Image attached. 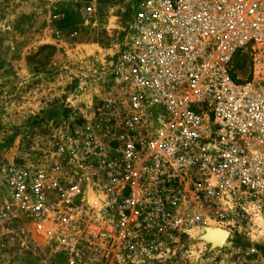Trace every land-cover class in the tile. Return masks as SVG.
I'll list each match as a JSON object with an SVG mask.
<instances>
[{
    "label": "built area",
    "instance_id": "1",
    "mask_svg": "<svg viewBox=\"0 0 264 264\" xmlns=\"http://www.w3.org/2000/svg\"><path fill=\"white\" fill-rule=\"evenodd\" d=\"M128 1L109 94L5 172L12 205L69 264H147L206 229L264 240V0Z\"/></svg>",
    "mask_w": 264,
    "mask_h": 264
},
{
    "label": "rangeland",
    "instance_id": "2",
    "mask_svg": "<svg viewBox=\"0 0 264 264\" xmlns=\"http://www.w3.org/2000/svg\"><path fill=\"white\" fill-rule=\"evenodd\" d=\"M131 19L128 0H0V264H69L12 205L5 172L44 159L62 127L80 125L107 97ZM215 231L170 238L147 264H264L258 231L223 245L207 239ZM115 253L85 248L75 264H132Z\"/></svg>",
    "mask_w": 264,
    "mask_h": 264
},
{
    "label": "bare ground",
    "instance_id": "3",
    "mask_svg": "<svg viewBox=\"0 0 264 264\" xmlns=\"http://www.w3.org/2000/svg\"><path fill=\"white\" fill-rule=\"evenodd\" d=\"M226 238H227V232L220 230V231L210 232L209 237L207 239L212 243H214L215 245H223L226 241Z\"/></svg>",
    "mask_w": 264,
    "mask_h": 264
},
{
    "label": "clouds",
    "instance_id": "4",
    "mask_svg": "<svg viewBox=\"0 0 264 264\" xmlns=\"http://www.w3.org/2000/svg\"><path fill=\"white\" fill-rule=\"evenodd\" d=\"M256 222H259V218L257 217V221Z\"/></svg>",
    "mask_w": 264,
    "mask_h": 264
},
{
    "label": "water",
    "instance_id": "5",
    "mask_svg": "<svg viewBox=\"0 0 264 264\" xmlns=\"http://www.w3.org/2000/svg\"><path fill=\"white\" fill-rule=\"evenodd\" d=\"M227 237H228V234H227ZM227 239V238H226Z\"/></svg>",
    "mask_w": 264,
    "mask_h": 264
}]
</instances>
